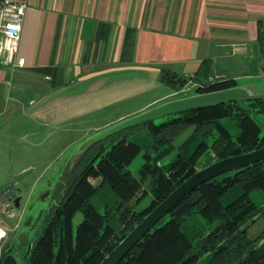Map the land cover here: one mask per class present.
Here are the masks:
<instances>
[{
    "label": "trees",
    "instance_id": "obj_1",
    "mask_svg": "<svg viewBox=\"0 0 264 264\" xmlns=\"http://www.w3.org/2000/svg\"><path fill=\"white\" fill-rule=\"evenodd\" d=\"M258 35L264 58V18ZM161 79L174 90L193 80L196 92L242 84L225 75L209 81L169 71ZM253 111L264 113V96L184 108L160 123L151 120L95 142L75 164L60 200L44 214L39 235L22 246L4 248L0 260L14 253L20 264H99L197 171L206 151H212L215 161L263 146V127ZM227 119L237 127L236 134L224 122ZM143 130L149 137L139 141L134 135ZM141 152L144 161L135 175L130 165ZM173 153L176 156L166 162ZM254 190L264 193V160L198 186L119 264H197L205 257L204 264H264V226L251 231L261 218L264 221V204L253 200ZM231 193L234 197L225 201ZM80 211L83 218L75 227ZM197 216L204 227L187 226Z\"/></svg>",
    "mask_w": 264,
    "mask_h": 264
},
{
    "label": "crops",
    "instance_id": "obj_2",
    "mask_svg": "<svg viewBox=\"0 0 264 264\" xmlns=\"http://www.w3.org/2000/svg\"><path fill=\"white\" fill-rule=\"evenodd\" d=\"M15 1L28 3L18 52L25 65L0 62L5 138L24 140L23 121L35 123L32 135L44 127L52 135L92 116L103 131L179 98L161 79L166 71L201 80L264 73V0Z\"/></svg>",
    "mask_w": 264,
    "mask_h": 264
},
{
    "label": "rangeland",
    "instance_id": "obj_3",
    "mask_svg": "<svg viewBox=\"0 0 264 264\" xmlns=\"http://www.w3.org/2000/svg\"><path fill=\"white\" fill-rule=\"evenodd\" d=\"M239 82L249 84L252 95L264 96V73L250 77L242 76ZM195 88L194 81H189L183 88L177 90L178 93L175 95L180 97L195 94L197 93ZM252 115L262 125L264 134V113L253 111ZM167 118L168 114L162 115L155 118L154 122L160 123ZM224 122L233 133L238 132L230 119ZM34 126L33 122H22L18 131L27 137L21 141L5 138L0 134V183L9 175L19 173L26 167H32L30 173L16 183L15 188L0 195L4 198V205L0 208V226L6 231L2 250L12 249L14 244L21 246L39 235L43 226L42 213L60 200L71 171L68 166L69 160L80 142L96 133L97 128L94 127L97 126V117H86L74 123H68L52 135L47 127L42 128L40 133L32 135L30 131ZM134 137L139 141H145L149 134L143 130L137 132ZM181 139L182 137H179L177 143ZM14 144H16L15 147ZM175 156L176 154L173 153L166 162ZM212 160V151H206L199 160V168L211 163ZM143 161V152H141L130 165L135 175H138ZM149 182L150 179L145 183L146 187H149ZM233 197L234 193H231L224 200L228 201ZM251 197L257 203L264 204V193L261 190L252 191ZM82 218L83 213L80 211L74 219L75 227ZM28 221L29 224H27ZM194 225L203 228L204 220L197 216L187 224V226ZM263 226L264 221L261 218L251 229L252 233L260 231ZM205 260L206 257L197 264H204Z\"/></svg>",
    "mask_w": 264,
    "mask_h": 264
},
{
    "label": "water",
    "instance_id": "obj_4",
    "mask_svg": "<svg viewBox=\"0 0 264 264\" xmlns=\"http://www.w3.org/2000/svg\"><path fill=\"white\" fill-rule=\"evenodd\" d=\"M248 86L249 84H240L230 88L209 92H197L192 95L182 96L115 123L114 125L88 137L82 143H80L75 149L71 160H69V169L71 171L73 170L75 164L92 144L103 138H106L111 134H114L115 132L129 127L138 126L140 124L154 120L155 118L162 115H166L184 108L225 101H236L259 96L252 95ZM262 160H264V145L248 152L217 159L201 168H198L194 174L179 184L165 199H163L152 211H150L139 223H137L135 227L126 234V236L103 258L99 264H119L131 251V249L141 239H143L146 234L151 232L155 225L162 218H164L176 207L178 202L183 197L190 194L201 184L224 173L257 163ZM31 170L32 167L26 168L19 173L9 175L3 181H1L0 195L9 189L15 188L16 183L28 173H30ZM27 224H29V221ZM0 261L1 264H20L17 256L14 253L5 255Z\"/></svg>",
    "mask_w": 264,
    "mask_h": 264
},
{
    "label": "built area",
    "instance_id": "obj_5",
    "mask_svg": "<svg viewBox=\"0 0 264 264\" xmlns=\"http://www.w3.org/2000/svg\"><path fill=\"white\" fill-rule=\"evenodd\" d=\"M26 1L0 0V62L13 69L23 67L25 58L18 55L22 24L27 10ZM223 74L209 77V81L220 79ZM6 231L0 226V258Z\"/></svg>",
    "mask_w": 264,
    "mask_h": 264
},
{
    "label": "flooded vegetation",
    "instance_id": "obj_6",
    "mask_svg": "<svg viewBox=\"0 0 264 264\" xmlns=\"http://www.w3.org/2000/svg\"><path fill=\"white\" fill-rule=\"evenodd\" d=\"M3 205H4V198L0 196V208H1ZM53 205H54V204H53ZM53 205H52V206H53ZM50 207H51V206H50ZM48 209H49V208H48ZM48 209H47V210H48ZM47 210H45V212L42 213V217H41V218H42V221H43L44 214L46 213ZM24 244H25V243H24ZM21 246H22V245H21ZM18 247H19V245H18Z\"/></svg>",
    "mask_w": 264,
    "mask_h": 264
}]
</instances>
